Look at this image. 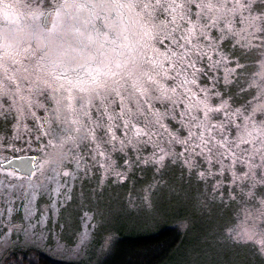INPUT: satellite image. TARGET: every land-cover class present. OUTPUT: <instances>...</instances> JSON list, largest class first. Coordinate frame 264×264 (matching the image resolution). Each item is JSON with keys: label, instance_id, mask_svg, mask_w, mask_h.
I'll return each mask as SVG.
<instances>
[{"label": "snow or ice", "instance_id": "1", "mask_svg": "<svg viewBox=\"0 0 264 264\" xmlns=\"http://www.w3.org/2000/svg\"><path fill=\"white\" fill-rule=\"evenodd\" d=\"M169 4L175 27L164 44L186 53L187 63L180 70L200 86L208 121L203 140L197 138L200 129L192 136L181 128L171 153L150 137L151 127L162 117L141 123L130 119L124 107L121 80L135 69V42L122 23L131 0H35L30 14L36 24L27 34L29 42L10 44L6 51L0 44V59L7 55L12 60L25 84H33L35 96L23 114L8 96L2 97L0 153L36 154L23 175L11 162L0 167V249L21 238L60 245L63 237L53 229L61 219V228L70 224L79 199L91 204L109 189L139 184L138 194L129 193L121 210L152 215L164 193L190 209L185 228L197 216L205 222L206 251H193L196 264H264V153L221 151L209 135L211 131L222 137V145L233 118L264 122V0H230L235 22L227 25L200 19L198 5L189 0ZM65 107L87 111L91 136L81 144L78 164L68 165L53 180L36 171L37 150ZM163 128L175 132L177 125L164 119ZM85 185L91 186L87 197ZM83 219L107 231V216L99 210L96 215L84 213ZM89 239L87 231L80 232L77 247ZM5 264L11 262L6 258Z\"/></svg>", "mask_w": 264, "mask_h": 264}, {"label": "clouds", "instance_id": "2", "mask_svg": "<svg viewBox=\"0 0 264 264\" xmlns=\"http://www.w3.org/2000/svg\"><path fill=\"white\" fill-rule=\"evenodd\" d=\"M34 3L35 0H0V44L4 45L5 51L10 44L23 46L29 42L27 34L36 24L30 14V5ZM189 3L198 5L199 18L207 23L212 20L223 21L225 25L235 22L229 7L230 0H189ZM169 7V0H131V7L126 6L123 10L122 23L127 28L126 35L135 42V69L132 76L124 74L120 90L125 96L124 107L130 119L143 123L148 119L155 120L157 116L162 117L151 127L150 137L159 148H166L171 153L175 143L173 138L181 128H187L192 136H196L197 129H200L197 138L203 140L208 121L203 116L204 98L199 95L200 86L180 70V66L187 63L183 59L186 53L173 51L171 45L164 44L165 37L172 39L175 27L169 19ZM195 50L196 45L193 44L192 51ZM165 61L169 64L166 65ZM176 61L179 63L172 67L171 64ZM24 81L23 74L16 71L7 55L0 59V104L6 95L22 114L30 109L35 103L33 84H25ZM165 92L167 95H163ZM62 112L55 126L49 125L50 134L37 150L36 171L42 177L48 176L53 180L68 165L78 164L81 144L91 136L92 121L85 120L88 115L86 110L74 111L65 107ZM164 119H171L177 125L175 132L163 128ZM216 128L218 133L219 124ZM236 128V134L231 139L227 132L223 133L222 145L217 134L209 131V135L213 136V147L220 145L221 151L226 148L241 151V145L248 143L252 145L249 154L256 151L264 153V122L244 119L236 124ZM186 223L181 221L183 227Z\"/></svg>", "mask_w": 264, "mask_h": 264}, {"label": "rangeland", "instance_id": "3", "mask_svg": "<svg viewBox=\"0 0 264 264\" xmlns=\"http://www.w3.org/2000/svg\"><path fill=\"white\" fill-rule=\"evenodd\" d=\"M254 71L259 72V68H255ZM199 95L202 96V93L199 92ZM182 106L183 105H181V107ZM220 118L222 119V117ZM242 122L243 119L235 122H228L226 125V132L229 135V139L236 134V124ZM219 138L222 137L218 136V139ZM251 147L252 145L248 143L241 145L242 149L249 150ZM233 150H235V148H233ZM22 153L30 154V152ZM12 154L17 155L18 153H12L11 151L0 153V162L4 160L2 157L7 158ZM257 159H259V157H257ZM90 187L91 186L89 185H85L83 189L85 197H87ZM138 188L139 184H137L135 188L129 184L127 189H109L101 200L97 201L93 197L91 204L87 198L79 199L78 204H80V207L73 208L72 211L74 218L70 224L61 228L59 226L63 223V220L61 219L58 221L57 227L53 229L54 232L59 233L63 237L60 245L46 243L43 240L27 241L23 238L20 240L14 239L6 249H0V264H4L3 260L7 253L11 250L34 246L44 252L46 251L49 255L55 257L56 259L58 258L72 262L82 261L85 264H95L102 261V259L108 257L112 253L114 244L118 238L124 236V234L135 232L146 233L149 231V228H154L155 226L165 223H175V225L182 228L183 231V244L181 245V249L178 251L176 264H196L198 258L193 254V251L197 248L202 251H206L202 237V232L206 228L205 222L197 216L193 218L192 223L188 228L183 227L181 225V221L186 215L190 214V209L188 210L186 206L179 205L172 201L171 198L164 193L160 196L159 211L152 215L146 216L139 212L121 210L119 205L128 198L129 193H131L132 197H135L138 194ZM80 191V182L77 181L75 192L79 194ZM109 209L112 210L111 215H107ZM90 210L93 215H96L97 210H99V212L104 213L107 216L105 224L107 231H104V229H96V221L83 219L84 213H88ZM99 218L100 217L97 216V219ZM242 220L243 215L240 217V221ZM85 231L90 234V239L83 247H77V236L80 232ZM105 237H110L106 244ZM102 244L105 246L102 247ZM203 259L204 257H200L201 262Z\"/></svg>", "mask_w": 264, "mask_h": 264}, {"label": "trees", "instance_id": "4", "mask_svg": "<svg viewBox=\"0 0 264 264\" xmlns=\"http://www.w3.org/2000/svg\"><path fill=\"white\" fill-rule=\"evenodd\" d=\"M183 239L182 228L175 223L149 228L146 233L124 234L114 244L112 253L95 264H176ZM6 258L11 264H85L56 259L35 246L11 250L4 264Z\"/></svg>", "mask_w": 264, "mask_h": 264}, {"label": "water", "instance_id": "5", "mask_svg": "<svg viewBox=\"0 0 264 264\" xmlns=\"http://www.w3.org/2000/svg\"><path fill=\"white\" fill-rule=\"evenodd\" d=\"M35 156L34 153H25V154H18L7 157L4 161L0 163L1 167H7L8 162H11L12 168L15 169L18 173H27L30 171V165L27 164L28 161H32L33 157ZM33 163H35L33 161ZM23 165V166H22Z\"/></svg>", "mask_w": 264, "mask_h": 264}]
</instances>
